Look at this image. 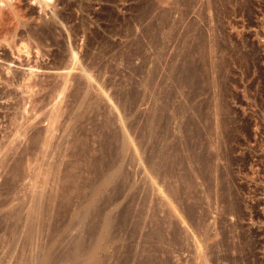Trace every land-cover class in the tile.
Instances as JSON below:
<instances>
[{
	"label": "rangeland",
	"instance_id": "1",
	"mask_svg": "<svg viewBox=\"0 0 264 264\" xmlns=\"http://www.w3.org/2000/svg\"><path fill=\"white\" fill-rule=\"evenodd\" d=\"M63 1L74 2L59 7L64 35L83 20L87 28L64 50L26 38L35 5L26 4L29 21L17 39H0V264H85L87 252L69 253L76 235L88 246L87 221H122L125 210L124 221L145 224L108 247L126 248L114 264L130 253L137 263L150 247L149 221L170 228L160 254L167 264H264V0H214L204 15L203 0L188 15L170 11V0ZM163 12L170 20L154 30ZM198 35L204 60L193 47ZM88 37L98 39L88 46ZM71 48L77 64L67 73L57 68L73 66ZM239 53H253L249 64ZM187 61L202 77L195 86L183 83ZM32 66L49 81L71 73L70 92L22 94L13 76ZM85 70L92 77L77 95ZM114 133L111 162L96 173L92 160ZM165 142L186 160L172 179L163 170ZM115 171L121 176L97 191Z\"/></svg>",
	"mask_w": 264,
	"mask_h": 264
},
{
	"label": "bare ground",
	"instance_id": "2",
	"mask_svg": "<svg viewBox=\"0 0 264 264\" xmlns=\"http://www.w3.org/2000/svg\"><path fill=\"white\" fill-rule=\"evenodd\" d=\"M162 1V0H161ZM169 1V0H168ZM167 1V2H168ZM172 1V3H171ZM199 0H170V3L172 4V7L170 8L171 10L170 11H174V12H178V11H182L184 14H187L189 12H191V9L194 7L195 4H197ZM214 0H203V3L201 4V7L203 10V15H204V11H206L207 9H210L213 5V2ZM62 0H0V39L2 40L4 37H8L10 36L11 38L12 37H16V36H19V30L20 28L22 27H26V23L29 21L27 18V12L24 10L25 7L29 4L31 6L35 5L37 7L36 11L39 12L37 18H34V22H33V25L30 26V30L26 29V38L27 36L32 39L33 41H35L36 43H38L39 45H42V46H58L59 48H66L67 46V41L71 38H75L77 39V37L79 36V34L84 31L86 32L87 31V28L85 29V20H83L82 22L80 21L79 23L81 24L80 26H76V27H73L71 28V31L73 33L70 32V36H68V38L66 37V35H64L63 33V29L62 31L60 30V26H59V19L62 17V14H61V11L59 10V7H61L60 5H65V8L67 7H71L72 5L70 4L71 2L74 3L73 1H71L70 3H67L63 1V3H61ZM242 2V1H241ZM76 4H74L75 6L77 5V2H75ZM146 3V2H145ZM27 4V5H26ZM115 4V3H114ZM170 4V5H171ZM218 4V3H217ZM222 4V3H221ZM161 5V4H160ZM241 5V4H239ZM200 6V5H199ZM50 7H53L52 10L55 11L54 14H53V17H50L49 21L47 20H44L43 19V14L46 13L48 11V9H50ZM224 7V6H223ZM228 7V6H227ZM168 8V9H169ZM259 8V7H258ZM218 9V8H217ZM59 10V11H57ZM64 10V9H62ZM66 10V9H65ZM69 10V9H67ZM200 10V11H201ZM212 10V9H211ZM244 10V9H243ZM35 11V10H34ZM147 11V10H146ZM151 11V9L149 10ZM169 11V12H170ZM200 11H199V14H200ZM235 11V10H234ZM148 12V11H147ZM146 12V13H147ZM181 12V13H182ZM239 12V11H238ZM237 12V13H238ZM63 13V12H62ZM164 13V12H163ZM168 13V12H167ZM167 13L161 15L159 17V24L158 25H155L152 27H154L153 29L154 30H158V28H163V26H166V24L168 23V15ZM180 13V14H181ZM170 17L172 14H169ZM193 15V14H192ZM51 16V15H50ZM66 16V15H64ZM149 16V15H148ZM200 16V15H199ZM48 18V16H46ZM169 17V18H170ZM181 17V16H180ZM207 17V16H205ZM238 17V16H237ZM27 18V19H26ZM45 18V17H44ZM143 18V17H142ZM62 19V18H61ZM84 19V18H83ZM172 19V18H171ZM63 20V19H62ZM214 20V19H213ZM27 21V22H26ZM61 21V20H60ZM78 23V24H79ZM193 23V22H192ZM197 23V22H196ZM204 23V22H203ZM95 24V23H94ZM232 24V23H231ZM29 26V25H28ZM75 26V25H74ZM149 26V25H148ZM168 26V25H167ZM197 26V24H196ZM67 27V26H66ZM193 27V26H192ZM191 25L189 27V29L191 28ZM198 27V26H197ZM194 28V27H193ZM25 29V28H24ZM70 30V28H68ZM113 29V28H112ZM198 29V28H197ZM195 30V29H193ZM201 30V29H200ZM23 32V31H22ZM236 32V31H235ZM249 32V31H248ZM21 33V32H20ZM199 33V32H198ZM85 34V33H84ZM202 34V33H200ZM24 34L22 33L21 34V38L22 41L24 40L23 38H25V36H23ZM98 35V34H97ZM155 35V34H154ZM169 35V34H168ZM237 35V34H236ZM4 36V37H3ZM199 36V42H197L195 45H193V47H199L202 54H201V57H200V60H204V54H203V50H204V43H203V35H198ZM3 37V38H2ZM73 38V39H74ZM155 38V37H154ZM188 38V37H187ZM245 38V37H244ZM17 39V38H15ZM29 39V40H30ZM98 39V38H96ZM96 39H93V38H90L88 37V40H86L87 42V45L88 46H92L94 43H95V40ZM6 40H9L8 38ZM5 40V41H6ZM28 40V39H26ZM31 40V41H32ZM139 40V39H138ZM155 40V39H154ZM172 40V39H171ZM192 40V39H191ZM197 40V39H196ZM211 40V39H210ZM21 41V42H22ZM71 41V40H69ZM73 41V40H72ZM80 41V40H79ZM25 42V40H24ZM184 42V41H183ZM190 42V41H189ZM196 42V41H195ZM11 43V42H10ZM12 43H14V40L12 41ZM28 43V42H27ZM25 42V44H27ZM70 43V42H69ZM71 44V43H70ZM86 44V43H85ZM194 44V43H193ZM19 45V44H18ZM29 45V44H28ZM83 45V44H82ZM190 45V44H189ZM197 45V46H196ZM8 46V45H7ZM11 46V45H10ZM9 47V46H8ZM13 47H18V46H14ZM25 47V46H24ZM76 47V46H75ZM214 47V46H213ZM13 48V49H14ZM47 48V47H46ZM238 48V47H237ZM16 49V48H15ZM45 49V48H43ZM22 50V49H21ZM64 50V49H63ZM15 51V50H14ZM71 51H72V54H71V57H70V62L73 63V66H68V65H63V64H60L62 66H60L59 68L57 69H64V71L67 70V73L69 71V68H75V65L77 64V56L76 58H74V55L73 54V48H71ZM70 51V52H71ZM78 51V50H76ZM252 51V50H251ZM250 51V52H251ZM195 52V50H194ZM20 53V52H19ZM237 54V52H236ZM235 54V55H236ZM241 54L239 53V58H240V61H246L247 64H249L248 62L251 60L252 58V55L253 53H246L245 55L242 54V56H240ZM244 55V56H243ZM20 56V55H19ZM58 56V55H57ZM63 57V56H62ZM236 57V56H235ZM238 58V59H239ZM237 57H236V61L238 60ZM188 60V59H187ZM243 63V62H242ZM245 63V62H244ZM68 64V63H67ZM239 65H241V63L239 62L238 60V63ZM186 67H185V76L183 78V83L186 84V85H194L195 83H198L199 81H201V79L199 80V78H202L200 77L201 74H200V71L195 67L194 63L193 62H188L185 64ZM39 66V64H38ZM58 67V66H57ZM249 67V66H248ZM11 69V68H10ZM33 69H35L33 66L30 68V70L28 71V74H21V75H15L13 76L12 78L17 82L16 83V86L17 87H21L22 88V94H29L30 97L31 95L33 97H35V100H36V96L46 90H49V88H51V91H53L54 93L57 92L58 90H60V92L62 93H68L67 91L70 90V76H71V73L69 74H64L63 73L61 74L60 77H56V81L53 80V81H49L47 80L46 78L45 79H41L34 71ZM7 70V68H6ZM9 70V69H8ZM61 71V70H60ZM59 71V72H60ZM71 71V70H70ZM76 71V70H75ZM80 72V71H79ZM224 72V71H223ZM7 73V71H6ZM85 74L81 77V80L79 81V86H77V88H75V90H73V92L75 91L76 94H81L80 92L85 90L83 89L84 86H83V81H87L89 79H91V75H89L86 70L84 72ZM204 73V72H203ZM8 74V73H7ZM19 74V73H18ZM91 76V77H90ZM72 77V76H71ZM13 80V81H14ZM14 81V82H15ZM205 81V80H204ZM12 82V81H11ZM82 82V83H81ZM7 83V82H6ZM10 83V82H9ZM90 83V82H89ZM202 83V82H201ZM199 83V85L201 84ZM237 83V82H236ZM11 84V83H10ZM85 84V83H84ZM205 84V83H204ZM88 85V84H87ZM197 85V86H199ZM13 86V85H12ZM83 86V88H82ZM195 86V85H194ZM196 86V87H197ZM15 87V85H14ZM20 88V90H21ZM88 88V86H87ZM83 89V90H82ZM93 89V88H92ZM249 90V89H248ZM129 91V90H128ZM49 92V91H48ZM70 92V91H69ZM134 93V91L132 92ZM253 93V92H252ZM29 95L27 97H29ZM54 95V94H53ZM75 96V95H74ZM137 96V95H136ZM26 97V96H25ZM32 98H28L30 100L28 101H32L31 99ZM58 97V96H57ZM56 97V98H57ZM138 97V96H137ZM134 98V97H133ZM27 99V98H26ZM33 100V101H35ZM55 100V98H54ZM135 100V98H134ZM23 100H21V104ZM33 103V102H32ZM35 103V102H34ZM136 103V102H135ZM25 105L27 104L26 102L24 103ZM24 105V106H25ZM28 105V104H27ZM24 108V107H22ZM167 108V107H166ZM247 112V111H246ZM245 116V115H244ZM167 122V121H166ZM156 123V121H155ZM154 124V123H153ZM51 127V126H50ZM153 127V126H152ZM155 127V126H154ZM239 130L241 129L240 127L238 128ZM41 131V130H40ZM50 131V130H49ZM154 131V129H153ZM155 132V131H154ZM168 132V131H167ZM239 132V131H238ZM167 134V133H165ZM246 135V134H245ZM36 136V135H35ZM34 136V137H35ZM112 136L109 140L108 138V146L107 148L101 152L102 154L96 158V159H93L92 160V164L94 165V171L96 173H102L101 171H103V168L105 166H107V164H109L111 161H110V157L108 158V156H110V154L112 153V147H113V141L115 140L116 138V134L114 133L113 135H110ZM27 137V136H26ZM33 137V138H34ZM38 137H36L37 139ZM47 138V137H46ZM79 138V137H77ZM76 138V139H77ZM167 138V137H166ZM239 138V137H238ZM35 139V138H34ZM42 139V138H41ZM83 139V138H82ZM168 139V138H167ZM81 140V139H79ZM166 140V139H165ZM250 140V139H249ZM253 140V139H252ZM38 141V140H37ZM45 141V140H44ZM76 141V140H75ZM78 143V142H77ZM84 143V141L82 142ZM167 143V142H165ZM251 143V142H250ZM85 144V143H84ZM31 145V144H30ZM83 146V145H82ZM84 147L86 148V146L84 145ZM106 147V145H105ZM104 147V148H105ZM165 151L162 152L161 154L163 155L162 156V161H163V170L165 171V174L167 176V179H172L173 176H174V173H176V168L179 166H182L185 164V161L179 156L177 157L176 156V152H174V155L176 156H173V152H171L172 150L170 149V147L168 146V143L165 144ZM84 148H82L83 150ZM87 150V149H86ZM84 151V150H83ZM173 151H176L175 149H173ZM84 154V153H83ZM178 154V153H177ZM19 155V154H18ZM112 155V154H111ZM180 155V154H179ZM81 156V155H80ZM184 158V157H183ZM82 159V158H81ZM11 160V159H9ZM193 160V159H192ZM90 161V160H89ZM200 161V159H199ZM88 162V161H87ZM91 163V162H90ZM196 163V162H195ZM161 166V165H160ZM182 168V167H181ZM19 169V168H17ZM14 170V169H13ZM73 170V169H72ZM18 171V170H17ZM20 171V170H19ZM18 171V174H20ZM71 171V169H70ZM12 172V171H11ZM67 173V172H66ZM15 173H13L14 175ZM16 174V176L18 175ZM97 174V175H99ZM12 175V176H13ZM184 175V174H183ZM182 175V176H183ZM121 176V172L120 171H115V172H111L109 174L108 177H106L105 179H103L101 181V184L100 186L97 188V191L99 190H102V189H106L107 187H109L111 184H113L117 178H119ZM65 179L66 181L70 184V183H74V176L71 174V173H67L66 176H65ZM183 179V178H182ZM185 179V178H184ZM192 179V178H191ZM188 176L186 177V182L187 184H190V182L192 181ZM65 181V182H66ZM64 182V183H65ZM66 182V183H67ZM76 184V183H75ZM73 184V185H75ZM192 184V183H191ZM66 185V184H65ZM170 186V185H169ZM174 186V185H173ZM227 187V186H226ZM171 188V187H170ZM173 194V193H172ZM197 194V193H196ZM183 202V201H182ZM185 203V202H184ZM128 211H124L122 212L121 214V218H122V221H113V218L111 219L108 218L106 221H87L86 223V227H87V230L89 232V236H90V242L88 244V246L86 245L85 243V238H82L81 236H77L76 235V238L73 242V245H72V242H71V249H70V254L72 256H80L83 252H87V259L85 261V264H114L112 263V261L116 260L115 258L118 257L116 256L124 246H119L117 248H115L114 250V253H110L108 254L109 252L108 251V247H110V245L114 244L116 241H124V240H127L126 237H129L131 235H134V234H138L140 231L139 229H141V226L142 224L144 223L143 221H124L127 219V215H128ZM190 215L193 216L194 214V210L191 209L190 210ZM85 216V215H84ZM179 221H173L171 226H173V229H172V233L174 235V237L177 239L178 236H182L183 235V232H181L180 230V227L179 225H182V224H179L178 223ZM145 224V223H144ZM185 224V223H184ZM130 225H132L130 227ZM170 226V227H171ZM147 227V226H146ZM149 231L147 232L146 234V242L147 244L150 243V247H148L146 250H142L141 252H143V255H141L139 260H137V263L136 264H167L165 263V261H163L161 259V256L163 255L161 252H162V245L167 241V232H169L168 230H170V228L168 229L167 226H165L164 224V221H149ZM84 228V227H83ZM123 228H126V231H123L122 229ZM172 228V227H171ZM142 231V229H141ZM124 233V234H122ZM171 233V234H172ZM82 235V234H81ZM170 235V234H169ZM178 237V239L180 238ZM126 238V239H125ZM174 238V239H175ZM184 238V237H183ZM172 239V241L174 240ZM181 239V238H180ZM87 240V239H86ZM145 240V239H144ZM169 241V240H168ZM88 242V241H87ZM144 242V241H143ZM145 242V243H146ZM175 242V240H174ZM167 243V242H166ZM173 243V242H172ZM177 243V242H176ZM70 244V243H69ZM133 245H134V242L131 243V246L130 248L132 247L133 248ZM149 245V244H148ZM70 246V245H68ZM129 246V245H128ZM146 246V245H145ZM126 247V246H125ZM112 248V247H111ZM131 248V249H132ZM135 248V247H134ZM126 249V248H124ZM123 249V250H124ZM143 249V248H142ZM122 250V251H123ZM138 250V248H137ZM128 251V248L127 250ZM133 251V250H132ZM67 252V251H66ZM68 253V252H67ZM123 253V252H122ZM145 253V255H144ZM173 253V252H172ZM86 254V253H85ZM129 254V252L127 253ZM134 254V253H133ZM129 254L127 256H125L126 258L124 259V261H121V260H118V263L117 264H131L130 262L132 261V257L134 256L135 257V254ZM142 254V253H141ZM161 254V256H160ZM119 255V254H118ZM121 255V254H120ZM123 255H126L123 254ZM137 255V254H136ZM169 255V253H168ZM69 254H68V258H69ZM84 256V255H83ZM122 256V255H121ZM139 256V255H138ZM167 256V255H166ZM123 257V256H122ZM164 257V256H163ZM73 258H76V257H72ZM78 258V257H77ZM76 258V259H77ZM81 258V257H80ZM85 258V257H84ZM167 258V257H166ZM82 259V258H81ZM118 259V258H117ZM64 260V259H63ZM68 260V259H66ZM84 260V259H83ZM82 260V261H83ZM65 261V260H64ZM71 261V260H70ZM81 261V260H80ZM169 261V260H168ZM62 262V261H61ZM66 263H68L67 261H65ZM116 262V261H115ZM167 262V261H166ZM170 262V261H169ZM74 263V261H73ZM80 263V262H79ZM69 264V263H68ZM84 264V263H83ZM230 264V263H229Z\"/></svg>",
	"mask_w": 264,
	"mask_h": 264
}]
</instances>
